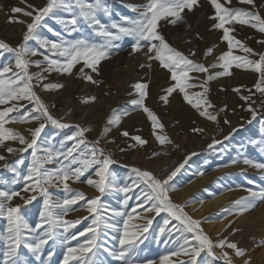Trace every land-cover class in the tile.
Instances as JSON below:
<instances>
[{"label":"rangeland","instance_id":"obj_1","mask_svg":"<svg viewBox=\"0 0 264 264\" xmlns=\"http://www.w3.org/2000/svg\"><path fill=\"white\" fill-rule=\"evenodd\" d=\"M88 2L94 3L95 0H88ZM219 2L224 3V0H219ZM46 3L47 0L42 3V6H39L35 1L27 0V4L34 5L37 8L44 7ZM147 3L148 0H102L103 7H106L108 11L107 13L101 12L98 16L100 21L105 25L110 26L113 22L125 24V17L129 19L139 18L140 12L144 10V6ZM13 7L26 9V4L22 0H0V14H2L0 20L2 23H5V25L13 24L9 23L10 15H16L19 19L23 18L31 22V19L23 16L22 13L11 14L10 10ZM225 7L258 12L264 17V0H255V7L240 3L239 0H231V3L225 4ZM72 15V11L62 7L54 9L42 21V27L38 29L39 35L56 43L80 37L101 42V38L96 37L93 29L83 21L78 25L79 31L69 33L61 21L70 19ZM181 15L183 19L177 21L176 24L170 23L174 19L173 17H166L160 20L157 30L165 36L172 47L183 52L185 55H188L190 51H195L196 55L191 57L192 59L204 63L206 66L222 64V61H219L218 57L230 49L228 42L223 40V29L214 27L215 24L219 23V20L214 18L216 17V11L210 0H199V6L194 7V10L191 12L184 10ZM225 27L232 29L230 35L234 37V41H240L244 46L252 48L255 53H264V44L258 43V41H264V33L259 32L258 29H254L250 25H242L236 21L226 23ZM16 34L18 36L20 33ZM20 39L22 40V37ZM0 41H4L12 47L17 46L12 35H5L1 31ZM133 43L134 41L131 37H123L119 41H115L114 44L116 46L110 49L109 58L101 61L97 66L98 73L92 72L90 68L85 66L83 61L73 68L71 75L57 71L45 72L44 76L47 79L43 83H56L59 80V84L65 86L66 83L70 82L72 77L75 78L73 82L76 89H74L72 94L65 96L64 101L57 105L56 90H43L39 86L34 87V90L40 95L45 104H49V110L54 117L62 118V122L70 125L78 124L81 127L90 128L91 131L85 133L88 141L96 140L102 133V131L99 134L96 132L95 125L92 122L94 116L88 114L89 108L95 105L99 99L105 98V94L101 95L105 90L109 95L113 94L122 97L120 107H117L114 103L107 114L106 120L113 109L128 110L130 114L136 117L137 124L134 127L131 126L129 129L123 128V132L127 131L129 133L128 137L123 136L122 132L117 131V127L122 122L118 126H111L112 130L108 133L106 140L114 142L106 143L104 139L100 141V146L105 149L106 153H110L111 158L115 161L110 166V171L116 176L118 187L132 185L133 180L136 179L135 174L131 171L133 167L149 170L163 179L183 164V167L170 182L171 185H174L175 191L170 192L169 195L174 203L180 205L187 204L184 210L193 216V218L200 219L202 227H205L206 219L203 221L201 218L193 215L191 210L203 201L210 200L211 194H218L217 196L219 197L227 193H239L243 191V196L240 195V198H235L232 200L233 204L229 202L228 206L234 205L235 201L243 197H249L250 191H259L261 188H264V170L243 162L245 159H249L254 163H264V94L256 88V85L262 78V74L254 71L252 67L242 66L237 68L235 66L238 62L243 65V58L257 60L259 56L245 53L241 46L234 42L231 52L242 59L241 61L233 62V66L229 70L231 75L217 76L215 79L208 81L207 75L209 73L214 75L223 71L221 67L210 68L209 73L189 74L190 76L199 77L198 80H190V83L203 85V87L209 89L207 93H203V87L197 86L186 89V91L190 95H194V98H198L196 94L202 93L207 97L214 106L207 110L211 114L217 115V120L211 121L201 116L195 108L189 105L184 100L182 93H173L168 97L169 102L167 104L161 100V97L166 94L164 90L174 86L175 81L171 80V74L166 69L160 67L158 61H151L150 63L155 68L149 69L147 67L149 61L145 56L147 49L133 52ZM30 45L41 53L40 55L31 57V59L41 61L42 67L47 66L46 62L43 61L44 55H48L52 59L59 58L46 49L40 48L35 42H30ZM209 48H212L213 51L206 57L205 52ZM122 56L126 61L130 62L129 66H134L136 70H139L142 64L146 67L144 74L140 73V76L143 75V77L141 76L142 78H138L136 81H129L126 89L122 82L124 75L121 72L127 70V68L129 69V67L120 61ZM4 65L11 66L13 71H19L15 68V54L0 49V67ZM81 68H83V72L79 71ZM40 71L41 69L37 68L34 64L29 67L30 73ZM162 72L166 73L167 76L164 81L158 83L155 75ZM85 75H92L93 79L100 83L93 84L87 81L84 78ZM10 76H12L11 72L6 73L4 78L7 79ZM32 83L36 85L37 82L33 80ZM137 83L148 84L145 105L154 112L158 120L164 125L163 129L157 128L154 130L152 121L148 118L147 113L142 108H135L130 103L133 99L139 98L138 91L133 87ZM234 89H239V91H234ZM40 90L42 92H51V95L43 97ZM97 95L101 96L97 97ZM242 96H251V99L245 101L241 98ZM90 97H95V101L89 100L88 98ZM85 100H88V102L85 103ZM11 103L16 102L13 101L6 105H0V109L11 106ZM19 103L31 106L26 100ZM52 104L55 107H51ZM249 104L256 110L254 119L252 113L247 110ZM56 107H58V114H56ZM203 107L206 106L202 105ZM21 113H23V109H21ZM17 115L18 113L16 112L10 113L9 117L6 118L9 122L5 123L4 127L18 132L26 139L31 140L30 136L25 134L22 128H31L32 126L30 125L35 121L28 123L15 122L11 118ZM105 124L106 122L103 124L102 130ZM192 129H202V131L193 132ZM76 131L75 127L61 129L49 122L38 140L37 146L39 151L37 155H45L44 150L48 148L53 149L54 152L66 153L67 149L71 148L74 143V141L68 140L67 137L74 135ZM154 131L156 134L166 136L171 143L160 144L154 135ZM133 136H140L147 143L141 146L137 141L130 138ZM214 141H218V143H214ZM209 145H212V147H209ZM194 146L196 148L192 149ZM24 147L26 145H21L18 139H6L0 143V156L4 157V159H0V190H15L20 192L19 196L14 197L12 201L8 202L10 206L19 205L20 215L24 217L31 227L43 223L44 229H46L48 227L47 217H42V214L47 211H54L59 216L61 223L63 221L76 220H80L81 222L67 231L63 227H54L52 238L48 240V243L44 245L41 253H39V260L36 259L37 254L21 245L18 249V264H43L46 260L48 264H64V255L69 246L76 248L77 255L83 256L85 261L92 260L94 264H123V262L115 260L111 252L118 251L120 248L119 239L123 236V221L127 219V216L120 217L116 216L115 213L131 212L140 202L137 197L142 196L141 189L143 186L141 188L132 186L127 193L113 189L106 191L101 196L94 187L84 182L85 178L89 175L93 179H98V177L94 176L95 169L93 168L85 174V177L81 178V181L76 182L74 178L67 181L69 188L73 190L72 192H66L63 184H58V186L54 187L46 184L43 185L51 193V196L48 198L49 205L46 208L44 203L46 198L40 194L38 189L36 191H23L25 187L31 189L35 180L38 179L36 177H33L32 180L23 179V177L28 175V169L32 167L33 162L32 149H28L27 151L19 150ZM8 148H12L14 151L9 152ZM121 148L124 151H121ZM181 151H188L184 158L185 160L183 159L171 170L177 160V154ZM154 153L159 154L153 155ZM62 162H64L63 156L56 159L53 163L45 164L44 167L52 170L59 167ZM203 179L208 180L204 185L201 184ZM78 191L83 192L88 198L101 196L97 213H90L84 200L78 201L76 205H72L71 210L67 211L66 214H61V209L54 207L58 203L62 204L65 198H71ZM32 195H35L36 199L32 200L31 203H26V199H30ZM125 200H127V205L124 203ZM189 201L191 203H188ZM232 210L233 215L227 213L222 215L219 220L234 217L236 215L235 208L232 207ZM137 212L139 215L133 214L132 219L128 221L129 235L135 234L138 237L137 246L131 255V264H162L164 257H168L167 264H181V262H187L190 259L189 256L183 253L181 248L184 243L183 238L188 234L177 231L178 221L163 211L157 215L155 212H144L137 208ZM245 214L249 217L256 216L259 220L258 224L260 226L253 233L254 235L252 234L247 238V236L241 235V231H238L235 235L229 236L230 240L227 237L230 242H235L238 247L243 248L245 255L243 257H236L233 250H224L229 251L233 258V264H244L245 260L249 264H264V244L261 243V241H264V202H259L255 209ZM96 216H99L100 219L97 225H92V220ZM148 220H151L152 223L147 224ZM165 221H168V223H165ZM108 225H112V227H108ZM144 226L148 227L147 232L143 231ZM89 227L96 228L97 246L93 247L91 252L83 253L78 246H88L87 242L92 238V233L87 231ZM6 228L7 218L5 213L4 216L0 217V233L6 234ZM162 228L164 229L163 232H161ZM205 230L207 229L205 228ZM41 231L43 229H38L37 233L25 232V237L31 241L33 236H37L36 242H38V233ZM80 232H84L85 235L80 236ZM207 232L208 230L205 233L210 235ZM73 235L76 236V239H71ZM212 240L213 242L219 241L214 235L212 236ZM4 250L5 242L0 240V264H3ZM213 251L218 255L221 254L219 247L214 248ZM173 253H177V255H173ZM49 254H51L50 258ZM197 260L198 264H224L222 260L213 261L211 257L207 256L206 252L201 253V256ZM71 264H82V262L72 261Z\"/></svg>","mask_w":264,"mask_h":264},{"label":"snow or ice","instance_id":"obj_2","mask_svg":"<svg viewBox=\"0 0 264 264\" xmlns=\"http://www.w3.org/2000/svg\"><path fill=\"white\" fill-rule=\"evenodd\" d=\"M22 2L26 4V9L31 10L13 7L11 8L10 13H22L23 16L29 17L31 22L21 20L16 15L9 16V23L19 22L25 25V31L21 42L16 47H12L6 42L0 41V49L15 54V68L19 70L13 71L12 67L9 65L0 67V105H6L13 101L16 102L11 103V106L9 107L0 109V143L6 139H18L21 145H26V147L19 149L20 151L32 149V167L28 169V175L23 177V179L32 180L33 177L38 179L35 180L31 189L25 187L23 191H36L38 189L40 194L46 198L44 203L47 208L49 205L48 198L51 196V193H49L48 188L43 187V185L46 184L54 187L58 186V184H63V188L66 192H72L73 190L69 188L67 181L74 178L76 182H79L82 177H85V174L89 172L90 169L94 168V176L98 177V179H93L92 176L89 175L85 178L84 182L89 186L94 187L101 196L105 194L106 191L113 189L127 193L132 186L137 188L143 186L141 189L142 196L137 197L140 202L131 212L115 213L116 216H127V219L123 221V236L119 239L120 248L118 251L111 252L112 257L115 260L121 261L123 264H131V255L137 246L138 237H136L135 234L131 236L129 235L128 221L132 219L133 214L139 215L137 208L144 212H155L157 215L162 211L167 212L179 222L177 231L188 234L184 236V243L181 248L183 253L190 257L187 262H181V264H198L197 258L204 252H206L207 256L211 257L213 261L222 260L224 261V264H233L232 256L229 251L224 249L233 250L236 257H243L245 255V250L238 247L237 243L230 242L227 237L218 242H213L212 238L205 233L202 227V221L193 218V216L189 215L184 210L187 204L180 205L172 201L169 193L175 191V187L174 185H171L170 182L183 167V164L163 179L149 170H141L140 168L133 167L131 171L135 174L136 179L133 180L132 185L118 187L117 178L110 171V166L115 163V161L111 158V154L106 153L105 149L100 146V141L104 139L106 143L114 142L106 140V137L112 130L111 126H118L121 123L122 118L130 114L128 110L113 109L112 113L106 120L101 136L94 141H88L85 133L91 131V129L81 127L78 124L70 125L62 122V118L54 117L49 110L50 106L44 103L40 95L34 90V87L39 86L42 87L43 90H56L63 88L64 85L59 83H43V81L47 79V77L44 76V73L57 71L71 75L73 68L81 61H83L85 66L90 68L92 72L98 73L97 66L101 61L109 58L110 49L116 46L114 42L119 41L123 37H131L134 41L132 44L133 52L147 49L145 52L147 60L150 62L158 61L160 67L166 69L171 74V80L175 81L174 86L164 90L166 94L161 97V100L167 104L169 102L168 97L173 93H182L184 100L195 108L201 116H204L211 121H216L217 115L211 114L207 110L214 106L207 97L203 95V93H207L209 89L203 87V85L190 83V80H198L199 77L190 76L189 74L209 73L210 68L221 67L223 71L215 73L214 75L209 73L207 75V80H213L217 76L231 75L229 70L232 68L233 62H238L242 59L239 56L233 55L231 52V47L235 42L237 45L241 46L245 53L259 56V59L257 60L243 58V65L238 62L235 66L237 68L242 66L252 67L254 71L261 73L262 78L256 85V88L264 94V86H262L264 85V53H255L252 48L244 46L240 41H234V37L230 35L232 29L225 27L226 23L236 21L242 25H250L252 28L258 29L259 32L264 33V17L258 12L225 7V4H230L231 0H224V3L219 2V0H210V3L216 11V17L214 18L219 20V23L215 24L214 27L223 29V40L228 42L230 50L218 57V60L222 61V64L206 66L204 63H200L191 58L196 55L195 51H190L188 55H185L183 52L172 47L166 40L165 36L157 30L158 22L166 17L174 18L170 21L172 24H176L177 21L182 20L183 17L181 13H183L184 10L190 12L193 11L194 7L199 6V0H148V3L144 6V10L140 12L139 18L129 19L125 17V24L113 22L110 26L102 23L98 16L99 13H107L108 11L106 7H103L102 0H95L94 3L88 2V0H47L46 5L41 8L27 4V0H22ZM239 2L255 7V0H239ZM60 7L73 12L70 19L61 21L69 33L79 31L78 25L83 21L93 29V33L96 37L101 38V42H95L88 38L80 37L56 43L49 41L46 38H42L38 33V29L42 27V21H44L45 17H48L54 9ZM30 42H35L40 48L46 49L48 52L59 58L52 59L48 55H44L43 61L46 62L47 66L42 67L41 61L31 59V57L40 55L41 53H39L36 48L32 47ZM258 43L264 44V41H258ZM212 51V48L207 49L205 56L207 57L210 55ZM33 64L37 68H40L41 71L30 73L29 67ZM140 67L143 68L144 65L142 64ZM147 67L151 69L152 64L149 63ZM79 71L83 72L84 70L81 68ZM10 72L12 73V76L5 79V74ZM84 78L93 84L100 83L93 79L92 75H85ZM33 80L37 82L36 85H33ZM197 86L203 87V93L196 94L198 98H194V95H190L186 89ZM133 87L138 91L139 98L133 99L130 103L135 106V108H142L143 111L147 113L148 118L152 121V127L154 130L157 128L163 129L164 125L158 120L154 112L145 105L148 84L137 83ZM234 91H239V89H234ZM241 98L248 101L251 99V96H242ZM88 99L95 101L96 98L90 97ZM23 100L28 101L31 106L29 107L28 105L20 104L19 102ZM84 102L87 103L88 100H85ZM202 105L206 107L202 108ZM51 107H55V105L52 104ZM21 109H23V113H21ZM247 110L252 113L254 119L256 116V110L251 104L248 105ZM12 112L18 113L17 116L11 118L15 122H38V126L29 129L31 140L26 139L18 132H14L4 127L5 123L9 122L6 118L9 117V114ZM49 122L53 126L61 129L75 127L77 131L74 135L67 137L68 140L74 141V143L71 148L67 149L66 153L54 152L53 149L48 148L44 150L45 155L39 156L37 155V152L39 151L37 146L38 140ZM225 122L227 123V121ZM192 131L199 132L202 131V129H192ZM122 135L128 137L129 133L124 131L122 132ZM154 135L157 141L162 145L166 142L171 143V141L164 135L156 134L155 131ZM130 138L137 141L141 146L147 143V141L140 136H133ZM214 143H218V141H214ZM130 146L134 147L135 145ZM209 147H212V145H209ZM120 150L124 151L123 148ZM8 151L12 152L14 149L8 148ZM158 154L159 153H154L153 155ZM61 156H63L64 162H62L59 167L52 170L44 167L45 164L53 163ZM0 159H4V157L0 156ZM243 162L264 170V163H254L249 159H245ZM19 195V191L0 190V217L4 216L6 213L7 218L6 234L0 233V240L5 242L3 264H18V249L21 245L37 254L36 259L39 260V253H41L44 245L48 243V240L52 238L54 227H63L64 230L67 231L69 228H73L76 224L81 222L80 220H76L63 221L61 223L59 216L54 211H47L42 214V217H47L48 227L44 229L43 223L31 227L25 221L24 217L20 215V206H10L8 203L12 201L14 197ZM101 196L88 198L83 192L78 191L75 192L71 198H65L62 204L58 203L54 205V207L60 208L61 214H66L67 211L71 210L72 205H76L78 201L84 200L88 206V211L90 213H97ZM21 198L25 199L24 197ZM35 199L36 196L32 195L30 199H26V203H31V201ZM259 202H264V188H261L259 191H250L249 197L235 201V214L242 215L249 212L255 209ZM124 203L127 205V200H125ZM188 203H191V201ZM224 211L229 215L234 214L232 209L226 208ZM99 219L100 217L96 216L92 220V225H97ZM151 223V220L147 221V224ZM165 223H168V221H165ZM231 224L232 222L230 221L228 227H231ZM108 227H112V225H108ZM38 229H43V231L38 233V242H36L37 236H33L31 241L25 237V232L37 233ZM87 231L92 233V238L87 242V247L85 245L78 246L83 253L91 252L92 248L97 246L96 228L89 227ZM143 231L147 232L148 227L144 226ZM163 231L164 229L162 228L161 232ZM232 231L235 233L239 231V229L233 228ZM79 235L84 236L85 233L80 232ZM71 239H76V236H71ZM261 243L264 244V241H261ZM216 247L221 249V254L218 255L213 251ZM173 255H177V253H173ZM50 256L51 254H49V258ZM72 261H79L82 262V264H94L92 260L85 261L83 256L77 255L76 248L69 246L64 255V264H71ZM167 261L168 257H164L162 259V264H167ZM43 264H48V261H44ZM244 264H249V262L245 260Z\"/></svg>","mask_w":264,"mask_h":264},{"label":"bare ground","instance_id":"obj_3","mask_svg":"<svg viewBox=\"0 0 264 264\" xmlns=\"http://www.w3.org/2000/svg\"><path fill=\"white\" fill-rule=\"evenodd\" d=\"M32 1L33 2L35 1L39 6H42V3H44L46 0H32ZM1 15L2 14H0V19H1ZM21 20H24V19L21 18ZM0 31L2 33H4L5 35H12L14 37V39H15V44L18 45L21 42L20 38L24 34L25 25L21 24V23H13L11 25L10 24L9 25L8 24L5 25V23H2V21L0 20ZM16 33H20V34L17 36ZM143 59H144V57H143ZM120 61L125 63L127 65V67H129V69L127 68V70L121 72V74L124 75L123 76L124 80L122 82H123L124 88L126 89L127 86H128V82L129 81H134V80L136 81L138 78H142L143 77V75H141L142 77L140 76V73L144 74V72L146 71V67L144 66L142 70H141V68L139 70L138 69L136 70V68H134V66L133 67L129 66L130 62L126 61V59L123 56L120 59ZM149 63H150V61H149ZM151 68L154 69L155 66L152 65ZM137 71H138V75H137ZM166 76H167V74L164 73V72L158 73L157 75H155V77L157 78L156 81L158 83L161 82V81H164ZM59 79H61V78H59ZM73 79H75V78L72 77L70 82L66 83V85L63 88L56 89V105L59 104L60 102H63L65 96H67L68 94H72L74 89H76L75 88V84L73 82ZM57 82L60 83L59 80ZM103 90H105V89H103ZM40 91H41V96H43V97H46V96L49 97L48 95H51L50 94L51 92H42V90H40ZM103 92L104 93H102L101 95L105 94V98L99 99L95 103V105L91 106L89 108V110H88V114H90L91 116H94L92 122L94 123L95 128H96V132L98 134L102 131L103 124L106 122L107 114L111 110V108L113 107L114 103H115V105H117V107H120L119 105L122 104V99H121L122 97H119V96H116V95H113V94L109 95V94H107L108 92H106V90L103 91ZM101 95H97V97H100ZM124 96H125V94H124ZM58 113H59L58 112V107H56V114H58ZM136 121H137L136 117L133 114H129L128 116L123 118V120L121 121L122 124L117 127V131L118 132H123L122 131L123 128L129 129L131 126L132 127L136 126V124H137ZM30 126H32L31 128H35L36 126H38V122L35 121ZM31 128H29V129H31ZM22 129H23V132L25 134H28L30 136L29 138H31V134L29 132V129H27V128L26 129L22 128ZM195 148H196L195 146L192 147V149H195ZM187 152L188 151H181V152H179L177 154V160H176L175 164L173 165V167L171 168V170H173L181 161H183V159L186 157ZM207 181H208L207 179H203L201 184L204 185ZM198 182H200V181H198ZM192 186H194V185H192ZM195 186H196V184H195ZM242 192H239V193H237V192L227 193V194H224V195L219 196V197L217 196L218 194H216V195L211 194L212 196H210V200L203 201L200 205H198L197 207H195V208H193L191 210L193 215L197 216L198 218H201L203 221L206 219L207 222L204 224L205 227L204 226L203 227H204V229L206 228L208 230V232L211 235V238L214 235L215 238L217 237L219 240L224 239L225 237H228L229 240H230L229 236H232V235L236 234V232L233 233V231H232L233 228L239 229V231H241V233H242L241 235H244L245 237L247 236V238H248V236H251L258 229V227L260 225L258 224L259 220L256 218V216H250L249 217L245 213L242 214V215H235L234 217H232L230 219H223V220L220 219L219 220V218H221L222 215L227 214V212H225L224 209H226V208L227 209H232V207H234V205H228L229 206L228 207L227 204L229 202L232 203V200H234L237 197L240 198V195H242ZM259 219H260V216H259ZM208 221H210V222H208ZM230 221L232 222V224H231V227H228ZM207 230H205V231H207ZM233 237H231V238H233Z\"/></svg>","mask_w":264,"mask_h":264},{"label":"trees","instance_id":"obj_4","mask_svg":"<svg viewBox=\"0 0 264 264\" xmlns=\"http://www.w3.org/2000/svg\"><path fill=\"white\" fill-rule=\"evenodd\" d=\"M224 263V262H223Z\"/></svg>","mask_w":264,"mask_h":264}]
</instances>
